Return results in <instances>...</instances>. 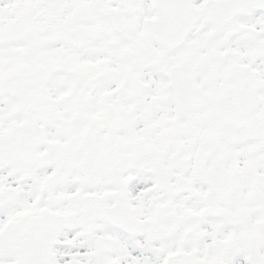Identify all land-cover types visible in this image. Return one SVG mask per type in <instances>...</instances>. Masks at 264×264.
Returning a JSON list of instances; mask_svg holds the SVG:
<instances>
[{
	"label": "snow or ice",
	"instance_id": "1",
	"mask_svg": "<svg viewBox=\"0 0 264 264\" xmlns=\"http://www.w3.org/2000/svg\"><path fill=\"white\" fill-rule=\"evenodd\" d=\"M0 264H264V0H0Z\"/></svg>",
	"mask_w": 264,
	"mask_h": 264
}]
</instances>
